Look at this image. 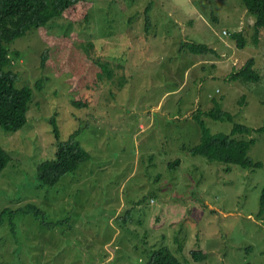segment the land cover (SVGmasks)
Listing matches in <instances>:
<instances>
[{
  "label": "rangeland",
  "instance_id": "rangeland-1",
  "mask_svg": "<svg viewBox=\"0 0 264 264\" xmlns=\"http://www.w3.org/2000/svg\"><path fill=\"white\" fill-rule=\"evenodd\" d=\"M90 1L87 21L49 23L51 33L77 34L76 54L118 68L115 79L84 91L87 107L73 106L66 74L40 66L47 45L35 29L7 45L19 52L10 66L15 85L32 96L23 127H0L10 156L0 171V211L33 203L41 213L16 214L15 232L6 218L0 223V264H146L162 245L185 264H264V132L255 131L264 122V29L254 36L255 17L240 0ZM190 42L215 52L192 53ZM249 59L258 81L230 77ZM216 104L233 122L202 114L205 126L212 134H228L234 123L253 129L248 156L259 166L210 162L184 148L200 140L194 113ZM51 117L59 141L79 130L89 158L40 186L37 164L58 143ZM196 250L204 260H194Z\"/></svg>",
  "mask_w": 264,
  "mask_h": 264
},
{
  "label": "trees",
  "instance_id": "trees-1",
  "mask_svg": "<svg viewBox=\"0 0 264 264\" xmlns=\"http://www.w3.org/2000/svg\"><path fill=\"white\" fill-rule=\"evenodd\" d=\"M240 2L255 17L253 27L256 37L258 31L261 28L264 29V0H240ZM91 3L90 0H0V127L4 131L15 132L27 121L26 114L32 96L31 88L15 85L17 73L11 70L10 66L19 58V52L16 49L9 50L7 45L17 37L26 34L30 29H35L47 45L41 52L40 66L52 68L55 75H67L66 80L74 91L73 106L87 107L89 104L88 95H85L84 91L93 87L98 88V83L102 82L105 76L113 79L118 76L114 72L117 67L114 68L111 64L112 59H96L87 52L82 54L74 52L77 34L57 35L49 32V23L56 18L70 17L76 23L77 21L78 23L87 21L92 8ZM144 12L146 24H149L147 9ZM212 17L214 18V16ZM224 34L228 35L226 31ZM229 35L236 40L238 47L245 46V39L240 31L232 32ZM95 45L98 49L102 46L101 44ZM187 46L192 53L196 54L215 52L211 47L201 43L190 42L187 43ZM53 52H58V55L55 57ZM253 67L254 60L249 59L238 72L230 73V77H239L243 82L258 81L260 75ZM202 114L214 120L233 122V115L222 110L218 104L206 111H197L193 118L200 125V140L193 146L184 147L185 149L191 154L205 157L210 162L234 164L243 168H255L261 164L253 162L248 156L253 139L247 136L251 135L253 129L234 123L228 134H212L202 121ZM50 123L58 143L54 156L37 164L36 178L40 186L55 185L63 175L76 170L82 162L89 158V154L78 140V129L70 133L66 140L59 141L54 117L50 118ZM255 131L264 132V122ZM9 160V154L0 146V171L8 164ZM179 163L177 159L169 162L168 166L174 169ZM18 213H30L38 216L41 210L33 203H27L23 208L15 210L3 208L0 211V223L6 218L11 230L15 232L14 217ZM260 215H264V185L259 195L258 216ZM204 253L200 250L191 251L196 261L204 260ZM146 264L185 263L167 246L162 245L150 251Z\"/></svg>",
  "mask_w": 264,
  "mask_h": 264
}]
</instances>
